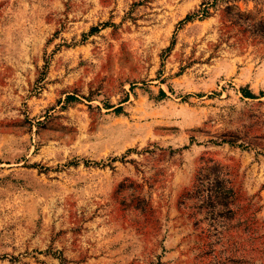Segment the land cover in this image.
I'll list each match as a JSON object with an SVG mask.
<instances>
[{
  "label": "rangeland",
  "instance_id": "rangeland-1",
  "mask_svg": "<svg viewBox=\"0 0 264 264\" xmlns=\"http://www.w3.org/2000/svg\"><path fill=\"white\" fill-rule=\"evenodd\" d=\"M0 264H264V0H0Z\"/></svg>",
  "mask_w": 264,
  "mask_h": 264
},
{
  "label": "trees",
  "instance_id": "trees-1",
  "mask_svg": "<svg viewBox=\"0 0 264 264\" xmlns=\"http://www.w3.org/2000/svg\"><path fill=\"white\" fill-rule=\"evenodd\" d=\"M188 19H190V17L187 18V20ZM242 93H243V96L246 97V98H250V99H255L256 98L255 95L248 89L243 88L242 89ZM162 95L165 96V93L162 92ZM117 113H121V108L117 109Z\"/></svg>",
  "mask_w": 264,
  "mask_h": 264
}]
</instances>
